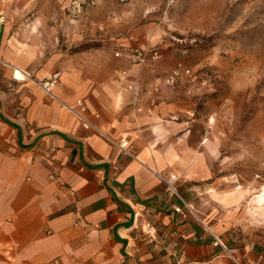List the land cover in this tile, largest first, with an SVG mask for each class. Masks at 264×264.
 <instances>
[{
	"label": "crops",
	"instance_id": "crops-1",
	"mask_svg": "<svg viewBox=\"0 0 264 264\" xmlns=\"http://www.w3.org/2000/svg\"><path fill=\"white\" fill-rule=\"evenodd\" d=\"M67 2L0 0V264H264L252 185L184 182L182 207L167 184L195 83L165 82L167 0H99L74 22ZM155 47L157 63L127 58Z\"/></svg>",
	"mask_w": 264,
	"mask_h": 264
},
{
	"label": "rangeland",
	"instance_id": "rangeland-1",
	"mask_svg": "<svg viewBox=\"0 0 264 264\" xmlns=\"http://www.w3.org/2000/svg\"><path fill=\"white\" fill-rule=\"evenodd\" d=\"M167 2L176 64L189 63L195 82L185 97V129L178 131L184 171L168 180L182 207L184 182L203 181L206 188L236 182L240 192L252 185L245 209L258 218L252 199L264 188V0Z\"/></svg>",
	"mask_w": 264,
	"mask_h": 264
},
{
	"label": "built area",
	"instance_id": "built-area-1",
	"mask_svg": "<svg viewBox=\"0 0 264 264\" xmlns=\"http://www.w3.org/2000/svg\"><path fill=\"white\" fill-rule=\"evenodd\" d=\"M99 0H68L66 3V14L68 18L71 21H77L86 11V9L89 6H95L98 3ZM121 2H127L129 0H120ZM117 56H120V53L117 54ZM127 58L134 64H137L139 66H146L149 64H154L159 62L162 59L161 51L155 47V48H147L143 50H136V51H129L127 52ZM17 70L15 71V77L17 80L25 81L27 78V74L22 71L23 75L22 78H19L17 76ZM183 76H192V71L186 67L183 66V64L177 65L176 68H174L170 74V76L165 80L166 84L169 86H175L179 84L181 78ZM60 80L59 75H54L50 78L45 79L43 82H41L39 85L43 89V91L50 95L54 96V91L59 86ZM135 92V95L137 96L139 94V91L137 89L130 88ZM79 105H83L82 102H78ZM72 109V108H71ZM73 110V109H72ZM85 123V126L87 128L94 127L90 122H88L86 119L81 117ZM120 146L123 149H126L128 147V142L124 141L120 144ZM170 192L172 193V196L176 195V197L183 201V198L178 194L177 189L169 182H167ZM184 202V201H183ZM186 206L190 207L187 203ZM175 211L177 213L181 212L180 207H175ZM235 264H242L241 260L238 258H235L232 256ZM58 264V263H56Z\"/></svg>",
	"mask_w": 264,
	"mask_h": 264
},
{
	"label": "bare ground",
	"instance_id": "bare-ground-1",
	"mask_svg": "<svg viewBox=\"0 0 264 264\" xmlns=\"http://www.w3.org/2000/svg\"><path fill=\"white\" fill-rule=\"evenodd\" d=\"M17 76L19 78H22V70H17ZM253 205L256 206L254 214L259 215L261 218H264V188L261 193L255 195L252 199Z\"/></svg>",
	"mask_w": 264,
	"mask_h": 264
}]
</instances>
